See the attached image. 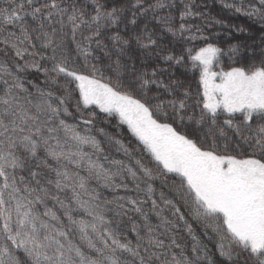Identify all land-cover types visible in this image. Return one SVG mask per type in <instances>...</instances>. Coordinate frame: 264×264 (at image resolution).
<instances>
[{
    "label": "snow or ice",
    "instance_id": "1",
    "mask_svg": "<svg viewBox=\"0 0 264 264\" xmlns=\"http://www.w3.org/2000/svg\"><path fill=\"white\" fill-rule=\"evenodd\" d=\"M219 2L0 0V264H264V0Z\"/></svg>",
    "mask_w": 264,
    "mask_h": 264
},
{
    "label": "trees",
    "instance_id": "2",
    "mask_svg": "<svg viewBox=\"0 0 264 264\" xmlns=\"http://www.w3.org/2000/svg\"><path fill=\"white\" fill-rule=\"evenodd\" d=\"M229 2H231V0H229ZM207 3L209 7L205 9V11L209 12L211 17H214L216 19H221L230 26L231 25L243 26L244 28L248 29V26L252 24V21L248 20L247 17L228 11L226 9H222L219 0H215V3L214 0H207ZM258 28H259L258 25H254L250 34L247 31L244 33L237 32L233 27H222L220 25H213V27L209 30V32L210 34L214 35L213 42L218 43L220 47L227 49L229 44L251 43L252 39L258 40L260 36ZM224 64L225 67L228 66V61L226 58H224ZM172 71H175L177 76L188 82L194 83L195 79L198 77V70L196 76H193L191 72L185 73V70L183 68L172 69ZM69 122L71 123L73 121L69 120ZM115 123L116 121L113 119L112 124L114 125ZM109 130L113 131L114 129H109ZM123 139L125 140L126 143L129 140H132L130 134L126 130V127L124 129ZM132 143H135V141L132 140ZM111 152L112 155L115 156L116 158H122L120 155L116 154L115 147L112 148ZM205 242L207 243V241ZM209 247L211 248L212 245L209 244Z\"/></svg>",
    "mask_w": 264,
    "mask_h": 264
}]
</instances>
